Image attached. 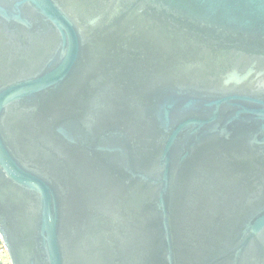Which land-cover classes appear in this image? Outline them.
I'll return each mask as SVG.
<instances>
[{"label": "water", "instance_id": "95a60500", "mask_svg": "<svg viewBox=\"0 0 264 264\" xmlns=\"http://www.w3.org/2000/svg\"><path fill=\"white\" fill-rule=\"evenodd\" d=\"M11 264H264V0H0Z\"/></svg>", "mask_w": 264, "mask_h": 264}, {"label": "built area", "instance_id": "2783aa9c", "mask_svg": "<svg viewBox=\"0 0 264 264\" xmlns=\"http://www.w3.org/2000/svg\"><path fill=\"white\" fill-rule=\"evenodd\" d=\"M0 264H11L8 248L0 233Z\"/></svg>", "mask_w": 264, "mask_h": 264}]
</instances>
